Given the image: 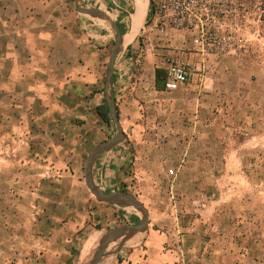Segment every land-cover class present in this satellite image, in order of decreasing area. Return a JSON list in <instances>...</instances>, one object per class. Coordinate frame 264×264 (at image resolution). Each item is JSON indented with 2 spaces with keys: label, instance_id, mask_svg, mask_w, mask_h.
<instances>
[{
  "label": "crops",
  "instance_id": "1",
  "mask_svg": "<svg viewBox=\"0 0 264 264\" xmlns=\"http://www.w3.org/2000/svg\"><path fill=\"white\" fill-rule=\"evenodd\" d=\"M76 3L106 13L121 33L111 93L124 139L131 132L165 126L169 138L164 146L191 149L184 164L170 160L176 172L192 170L202 153L206 163L222 168L223 180L230 177L223 166L235 157L230 150L264 147V59L247 63L213 57L201 82L175 91L157 90L155 71L165 69L167 57L152 52L148 43L146 58H137L142 51L139 38L155 34L146 27L149 0ZM103 21L78 13L73 0H0V264H80L83 249L101 236L97 230L86 235L77 262L71 261L72 238L57 219L44 222L50 224L48 236H37L41 205L26 203L24 180L77 178L88 153L111 137L110 124L97 113L106 102L105 72L112 40V28ZM133 30V39L124 44ZM178 36L168 38L182 40ZM180 47H190L189 41L174 49ZM126 155L120 143L100 156L91 171L94 183L104 191L116 190L110 187ZM202 172L199 178L215 179L214 172L211 176ZM53 194L65 196L58 188ZM59 203H55L59 211L69 209ZM23 213H30V225L23 223ZM153 232L148 224L145 251L123 245L98 264L179 260L175 251L150 252L164 241Z\"/></svg>",
  "mask_w": 264,
  "mask_h": 264
},
{
  "label": "rangeland",
  "instance_id": "2",
  "mask_svg": "<svg viewBox=\"0 0 264 264\" xmlns=\"http://www.w3.org/2000/svg\"><path fill=\"white\" fill-rule=\"evenodd\" d=\"M250 8L248 29L244 36L246 47L226 55L247 63L255 58L264 59V0H261V9L257 14L252 11L251 5ZM258 18L261 23H255ZM103 23L109 28L107 21ZM111 32L109 52L113 45L112 29ZM178 37L182 40L173 38L163 41L155 34L150 39L147 36L140 37L142 51L137 58H146L148 43L152 44L149 48L152 52L158 54L160 51L159 55L170 56L171 48L188 40L184 35ZM110 127L109 136L112 137L115 131L113 123ZM168 138L169 132L165 126L149 127L145 133H129L121 142L127 155L120 173L115 176L114 186L110 187L116 189L114 191L133 195L150 212L149 224L153 233L164 239L158 248L153 247L150 252H177L179 260L169 258L167 264H264V147L230 150L235 152V157L223 166L226 175L228 173L230 176L223 180L219 178L225 175L222 168L218 163H206L207 156L202 155L201 149V155L192 170L184 169L179 174L181 168L176 172L170 160L184 164L189 159L191 149L166 147L163 144ZM217 150L219 153L224 151ZM83 167L84 163L77 178L44 179L42 182L24 180V188H28L24 193L26 203L38 201L41 205L37 217L43 223L37 229V236H48L50 224L44 222L57 219L60 226L65 225V233H69L72 238L70 254L71 261L75 259V263L81 243L91 231L97 230L102 236L109 229L133 223L135 215L140 216L133 208L97 202L84 184ZM169 169L173 170L172 175L168 174ZM202 171H208L204 175L209 176L214 172L215 179L199 178ZM193 175L196 179L190 178ZM32 188L33 191L30 190ZM56 188L63 190L65 196L54 195L53 190ZM58 201L59 206L64 202L69 209L59 211L55 204ZM204 203L209 205L203 206ZM48 206L50 209H47ZM23 214V223L30 225V213ZM147 233L143 232L128 240L124 244L125 249L145 251ZM119 243H110L106 258ZM11 263L14 264L13 261Z\"/></svg>",
  "mask_w": 264,
  "mask_h": 264
},
{
  "label": "built area",
  "instance_id": "3",
  "mask_svg": "<svg viewBox=\"0 0 264 264\" xmlns=\"http://www.w3.org/2000/svg\"><path fill=\"white\" fill-rule=\"evenodd\" d=\"M252 11H260L261 0H149L147 31L161 40L184 35L190 47L174 49L166 58L164 89L201 82L210 58L245 48V32ZM261 23L258 18L255 23ZM172 175L173 170L169 169Z\"/></svg>",
  "mask_w": 264,
  "mask_h": 264
},
{
  "label": "water",
  "instance_id": "4",
  "mask_svg": "<svg viewBox=\"0 0 264 264\" xmlns=\"http://www.w3.org/2000/svg\"><path fill=\"white\" fill-rule=\"evenodd\" d=\"M73 1L75 10L78 13L87 15L91 18L107 21L113 30V45L108 56L105 72V97L108 113L114 124L115 132L109 140L95 146L86 156L83 167V181L87 190L97 202L122 208L131 207L140 214L137 223L120 225L116 228L109 229L104 235L100 236L97 246L91 253L89 259L83 263L98 264L101 259L106 256V250L110 243L119 241L120 243L116 249H120L128 240L134 238L138 234L145 233L148 230L149 215L145 206L133 195L125 191H104L93 181L91 173L93 164L100 156L115 148L124 139V133L118 120L115 102L111 93L114 61L122 46V36L117 25L106 13L96 8L80 7L77 5L76 0Z\"/></svg>",
  "mask_w": 264,
  "mask_h": 264
},
{
  "label": "trees",
  "instance_id": "5",
  "mask_svg": "<svg viewBox=\"0 0 264 264\" xmlns=\"http://www.w3.org/2000/svg\"><path fill=\"white\" fill-rule=\"evenodd\" d=\"M164 79H165V72L163 69H156L155 71V88L157 90H162L164 89ZM163 85V86H162ZM97 113L98 115L100 116V118L105 122V123H108V124H111V118L109 116V113H108V108H107V105H106V102L104 101V104L102 105L101 108L97 109ZM133 220V223H137L139 218L134 216L132 218Z\"/></svg>",
  "mask_w": 264,
  "mask_h": 264
},
{
  "label": "bare ground",
  "instance_id": "6",
  "mask_svg": "<svg viewBox=\"0 0 264 264\" xmlns=\"http://www.w3.org/2000/svg\"><path fill=\"white\" fill-rule=\"evenodd\" d=\"M134 35H135V30H133L131 33H129L127 35L126 39L124 40V44L129 43L133 39ZM127 208H131V207H127ZM99 239H100V237L97 240H95L94 242H92L90 245H88L85 249H83V251L80 253V257H79V263L80 264L85 263L89 259L91 253L93 252V250L97 246Z\"/></svg>",
  "mask_w": 264,
  "mask_h": 264
}]
</instances>
